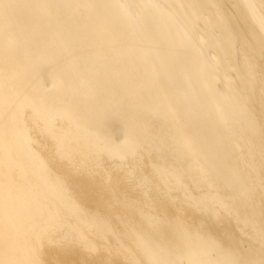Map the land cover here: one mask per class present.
Returning <instances> with one entry per match:
<instances>
[{"label": "bare ground", "instance_id": "1", "mask_svg": "<svg viewBox=\"0 0 264 264\" xmlns=\"http://www.w3.org/2000/svg\"><path fill=\"white\" fill-rule=\"evenodd\" d=\"M264 264V0H0V264Z\"/></svg>", "mask_w": 264, "mask_h": 264}, {"label": "rangeland", "instance_id": "2", "mask_svg": "<svg viewBox=\"0 0 264 264\" xmlns=\"http://www.w3.org/2000/svg\"><path fill=\"white\" fill-rule=\"evenodd\" d=\"M70 264H72V263H70Z\"/></svg>", "mask_w": 264, "mask_h": 264}]
</instances>
